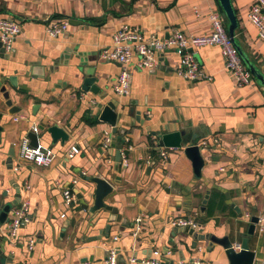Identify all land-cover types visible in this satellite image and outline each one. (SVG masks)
I'll return each instance as SVG.
<instances>
[{"label":"crops","instance_id":"1","mask_svg":"<svg viewBox=\"0 0 264 264\" xmlns=\"http://www.w3.org/2000/svg\"><path fill=\"white\" fill-rule=\"evenodd\" d=\"M255 1L231 0L235 39L264 75V43L247 21ZM214 13L222 16L218 0H0V20L21 28L9 52L0 42V216L10 207L0 222V264H105L112 250L116 264L155 258L154 251L161 264H229L210 237H227L235 247L251 219L264 218V87L254 77L237 86L220 48L207 45L195 58L209 81L178 77L181 52L171 50L153 69L136 68L133 57L123 96L114 91L119 63L101 58L124 25L145 39L173 30L197 36L210 31ZM50 20L68 22L62 36L48 35ZM87 75L96 79L97 95L81 90ZM107 103L116 108V132L99 119ZM54 125L65 141L39 130ZM33 127L53 155L47 167L20 158V141ZM166 131H184L201 147L198 176L183 149L159 146ZM124 151L126 166L116 157ZM95 177L112 193L109 209L92 214L84 206L93 203ZM66 189L75 197L69 205ZM25 203L27 219L10 237V213ZM183 218L197 224L193 235L173 225ZM248 245L253 264H264V231L255 227Z\"/></svg>","mask_w":264,"mask_h":264},{"label":"built area","instance_id":"2","mask_svg":"<svg viewBox=\"0 0 264 264\" xmlns=\"http://www.w3.org/2000/svg\"><path fill=\"white\" fill-rule=\"evenodd\" d=\"M210 31L203 35H189L179 30H173L172 33L165 38H157L150 35L144 38L142 33L136 29H131L128 26H122L116 30L112 36L113 46L110 49H105L101 53V58L107 61L119 63L120 72L117 76L114 91L118 95H127L130 89L131 82V61L133 57L137 58L136 68L153 69L157 67L158 55L164 54L167 51L177 50L181 52V61L175 68V73L178 77L196 82L199 80H210V76L204 73L198 64L195 56L196 50L207 45H216L220 48V53L224 62V67L231 76L233 82L239 86H248L253 82V76L244 66L241 58L234 47L231 39L226 32L223 17L220 14L214 13L209 16ZM247 21L253 25L256 30L257 40L264 43V0H256L249 6L247 13ZM68 22H56L50 20L47 26V33L52 38L62 36L67 30ZM21 33V28L18 22L4 18L0 20V42L6 52L11 50L12 44ZM33 131L37 129L33 127ZM110 138L107 137L103 146L109 147ZM71 155L78 154L79 150L76 146H71L69 149ZM124 151L121 156L123 166L128 163L127 155ZM164 155V153H162ZM20 158L34 163L39 167H47L53 162V155L49 151H43L40 146H30L29 139L23 137L20 141ZM63 198L66 204L75 202V197L69 189L64 190ZM27 204H23L14 209L10 213V221L6 231L10 237H13L19 226L27 219ZM174 226L191 229L196 228L197 224L192 219L183 218L173 222ZM141 228V218L135 220V231ZM256 228L259 232L264 231V218L258 219ZM114 240L117 237L113 238ZM238 250L239 245L234 247ZM155 258L137 261L134 258L128 259V264H161L160 251H154ZM105 264H116V253L109 251Z\"/></svg>","mask_w":264,"mask_h":264},{"label":"water","instance_id":"3","mask_svg":"<svg viewBox=\"0 0 264 264\" xmlns=\"http://www.w3.org/2000/svg\"><path fill=\"white\" fill-rule=\"evenodd\" d=\"M219 9L222 13V17L224 20L226 32L228 37L231 39L234 47L236 48L241 60L248 68L250 73L253 75L254 79L264 87V75L253 65L248 57L244 54L241 47L235 40V32L239 27V22L236 17L235 10L232 6L231 0H218ZM96 79L93 76H86L81 85V90L86 92L90 90L93 94L99 93V88L95 86ZM3 92V91H1ZM4 98L7 99V94H4ZM10 104V103H9ZM99 119L103 122H107L110 126L113 127V132L117 131L116 121H117V112L116 108L113 104L107 103L102 108H98ZM40 132L45 131L50 137L56 141L60 139L61 141H65L67 136L65 132L57 127L51 126L47 129L44 127L39 128ZM2 128L0 127V132ZM27 138L29 139L30 146L37 147L39 146V134L35 132H29L27 134ZM159 146L164 148L171 149H183L184 155L192 162V166L194 169V173L198 176L201 168L204 165V161L200 155L201 147L192 142V140L187 136L184 131H176V132H168L166 131L160 136ZM117 160L119 161L121 154H116ZM90 182L94 185L93 190V203L89 207L87 205L84 206V209L88 210L90 213L95 214L101 210H108L109 206L105 203V198H107L112 193V188L110 184L102 178H91ZM10 211V207L5 206L2 209L0 222L3 223L6 220L7 214ZM258 223V218L253 217L251 219V225L248 228V231L245 237L242 238L238 250H236L231 243V241L227 238H215L210 237L211 243L220 245L224 249L225 256L229 262V264H253L255 253L252 252L248 245V238L253 236L255 232L256 224ZM185 231L193 235L194 230L185 227ZM196 235V234H195ZM197 236V235H196ZM203 238V237H201Z\"/></svg>","mask_w":264,"mask_h":264},{"label":"trees","instance_id":"4","mask_svg":"<svg viewBox=\"0 0 264 264\" xmlns=\"http://www.w3.org/2000/svg\"><path fill=\"white\" fill-rule=\"evenodd\" d=\"M235 34H236V32H235ZM236 40V39H235ZM243 51V50H242ZM244 52V51H243ZM245 55H246V53H244ZM247 56V55H246ZM249 59V58H248ZM250 60V59H249ZM242 61V60H241ZM251 63H252V61H250ZM242 63H243V61H242ZM244 64V63H243ZM253 65H254V63H252ZM244 66H245V64H244ZM246 67V66H245ZM247 68V67H246ZM257 68V67H256ZM248 69V68H247ZM258 69V68H257ZM249 71V70H248ZM250 72V71H249ZM253 76V75H252Z\"/></svg>","mask_w":264,"mask_h":264}]
</instances>
